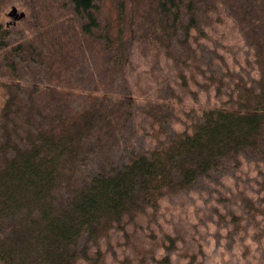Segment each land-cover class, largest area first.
<instances>
[{
	"label": "trees",
	"instance_id": "trees-1",
	"mask_svg": "<svg viewBox=\"0 0 264 264\" xmlns=\"http://www.w3.org/2000/svg\"><path fill=\"white\" fill-rule=\"evenodd\" d=\"M26 12L13 23L0 7V264H196L162 226L161 203L246 164L255 188L237 203L264 217V0H30ZM134 47L213 102L181 123L167 119L183 105L169 78L165 99L121 91ZM82 64L105 80L76 84ZM143 107L160 113L153 141L110 154L106 135ZM214 210L225 237L264 245L241 212Z\"/></svg>",
	"mask_w": 264,
	"mask_h": 264
},
{
	"label": "rangeland",
	"instance_id": "rangeland-1",
	"mask_svg": "<svg viewBox=\"0 0 264 264\" xmlns=\"http://www.w3.org/2000/svg\"><path fill=\"white\" fill-rule=\"evenodd\" d=\"M12 1L0 0V7L1 11L5 13L7 21L15 23L16 21H20V18L27 16L26 8H28L30 0L27 2L22 1V5L20 4L22 7L19 6L18 2L13 5V3H10ZM6 4L8 6L5 7ZM13 6L16 8L17 15L23 12L21 17L15 18L14 15L9 14ZM26 23L28 25V22ZM236 50L244 52V48L241 45H237ZM132 52L130 73L128 72L130 75L128 80L120 81L121 84L118 87L121 91L129 87L132 96L139 98V103H143L144 99L147 98H167L173 89L166 87L165 83L161 82V79L169 78L172 81L174 72L170 69V66L167 65L165 60L161 59L159 64H156L153 68L152 65L145 62L146 59H144L143 53L135 47L132 49ZM235 53L237 54V52ZM94 60H96L95 57ZM90 69L82 64L77 70L80 74L76 75L73 81L76 84L91 87L105 80L102 72L100 75H97L98 80L94 79L92 70ZM172 85L174 86V90L182 97L180 102L183 105L174 104L171 108L175 116L168 117L167 119L177 118L179 119L178 122L187 123L193 115L197 114L196 110L191 111V104L203 105L206 102H213L211 91H200L197 98L194 99L189 94L184 93L179 88L178 83L177 86L172 81ZM103 89H106L105 84ZM84 97L82 95H75L76 101H81ZM171 108L160 110V112L170 113L172 111L170 110ZM137 110L135 108L130 112L125 122L117 131L106 135V139L111 142V146L108 147L110 154L115 155L121 149H130V147H127V142L131 144V147H139L140 145L143 146V143L150 144L153 141V132L159 124V121H153V118L158 119L160 113L156 110L148 111L144 108L145 111L141 114ZM180 127L181 124H173L175 130ZM139 142H141L140 145ZM229 174L230 171L211 172L208 179L197 180L189 191L168 197L161 203L158 216L162 226L166 231L177 236L179 241L177 242V251L189 249L198 253L199 257L196 264H218L221 259L225 260L227 264H260L259 260L263 258L264 245L260 244L258 250L254 251L245 239H241V242L239 241L244 235L242 236L238 231L230 233L229 236L225 237L226 234L221 228L209 225V220L212 218L211 215L216 213L214 208L220 209L224 213L235 210L244 215L243 219L246 221L244 222L245 230L248 232V234L245 233L246 235H250L253 239H256L261 234L264 235V217H252L251 213L245 212L242 209V205H238L237 203L241 202L240 191L250 189L249 186L255 188V185H252L255 176L252 168L246 164L235 174L234 178L229 177ZM218 198H222V200L217 201ZM237 207L241 209L239 208L238 210ZM250 227H253L252 229L254 230ZM237 242L240 243L237 244ZM241 244L244 247L243 249H241ZM262 262L264 264V261Z\"/></svg>",
	"mask_w": 264,
	"mask_h": 264
},
{
	"label": "water",
	"instance_id": "water-1",
	"mask_svg": "<svg viewBox=\"0 0 264 264\" xmlns=\"http://www.w3.org/2000/svg\"><path fill=\"white\" fill-rule=\"evenodd\" d=\"M9 14H10V15H14V17L16 18V17H21V16L23 15V12H20V14L17 15V14H16V8L13 6V7L11 8V11L9 12Z\"/></svg>",
	"mask_w": 264,
	"mask_h": 264
}]
</instances>
